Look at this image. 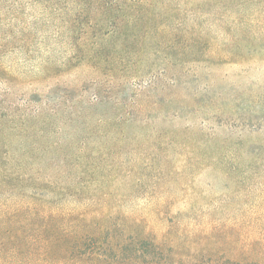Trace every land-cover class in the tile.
I'll return each instance as SVG.
<instances>
[{
	"label": "rangeland",
	"instance_id": "rangeland-1",
	"mask_svg": "<svg viewBox=\"0 0 264 264\" xmlns=\"http://www.w3.org/2000/svg\"><path fill=\"white\" fill-rule=\"evenodd\" d=\"M262 6L0 3V179L70 186L174 264H264Z\"/></svg>",
	"mask_w": 264,
	"mask_h": 264
},
{
	"label": "trees",
	"instance_id": "trees-1",
	"mask_svg": "<svg viewBox=\"0 0 264 264\" xmlns=\"http://www.w3.org/2000/svg\"><path fill=\"white\" fill-rule=\"evenodd\" d=\"M75 196L70 186L1 178L0 264H174L149 237L98 227Z\"/></svg>",
	"mask_w": 264,
	"mask_h": 264
}]
</instances>
